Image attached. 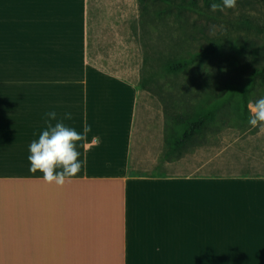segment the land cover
<instances>
[{
  "label": "crops",
  "instance_id": "obj_1",
  "mask_svg": "<svg viewBox=\"0 0 264 264\" xmlns=\"http://www.w3.org/2000/svg\"><path fill=\"white\" fill-rule=\"evenodd\" d=\"M148 26L139 0H0V264H264V131L162 159ZM53 110L92 129L62 187L27 159Z\"/></svg>",
  "mask_w": 264,
  "mask_h": 264
},
{
  "label": "rangeland",
  "instance_id": "obj_2",
  "mask_svg": "<svg viewBox=\"0 0 264 264\" xmlns=\"http://www.w3.org/2000/svg\"><path fill=\"white\" fill-rule=\"evenodd\" d=\"M149 21L145 39L147 87L161 96L170 115L191 113L206 105L209 86L226 85L231 79L246 83L252 67L264 58V0H237L234 9L224 12L203 6L179 9L175 3L154 1ZM3 43L0 41V53ZM207 48H213L214 53L201 61ZM183 59L193 62L175 72L167 70L169 64ZM248 96L253 102L264 97V85H255ZM233 102L218 110L209 131L216 134L244 128Z\"/></svg>",
  "mask_w": 264,
  "mask_h": 264
},
{
  "label": "trees",
  "instance_id": "obj_3",
  "mask_svg": "<svg viewBox=\"0 0 264 264\" xmlns=\"http://www.w3.org/2000/svg\"><path fill=\"white\" fill-rule=\"evenodd\" d=\"M154 1H160L167 5L175 3L179 9L190 7L193 9L205 7L210 10V4L212 0H139L141 21L143 16V23H149V9L150 3ZM221 50V46H219ZM214 53L213 48H207L203 51L200 58L201 61H207ZM193 59H183L177 62H173L167 66L169 72H175L186 68ZM226 85H220L219 87L209 86L208 93L209 99L206 105L193 111L180 112L174 115H170L167 110L163 99L165 109V136L164 147L161 153V158L167 161L177 160L184 152L188 151L197 144H203L206 136L209 134H215L209 131V126L214 120L215 114L224 107V104L232 102L234 111L239 114L242 124L247 125L250 117L247 105L249 101L248 93L255 88V85L262 87L264 85V58L259 65L252 67L251 77L244 84H239L237 80L231 79L227 81ZM258 83V84H256ZM143 87H147L146 77L143 78ZM149 89V88H148ZM153 91V90H152ZM236 95L234 99L232 96ZM223 109V108H222Z\"/></svg>",
  "mask_w": 264,
  "mask_h": 264
},
{
  "label": "clouds",
  "instance_id": "obj_4",
  "mask_svg": "<svg viewBox=\"0 0 264 264\" xmlns=\"http://www.w3.org/2000/svg\"><path fill=\"white\" fill-rule=\"evenodd\" d=\"M236 4L237 0H219L210 4V10L224 12L234 9ZM247 108L250 113L249 125L264 131V97L255 102L249 101ZM72 118L70 112L64 113L62 118L54 110L44 113L45 128L29 146V171L33 174L42 172L43 180L48 184L62 187L86 166V160H80L78 148L88 147V134L92 129L87 123L82 131L67 125L65 121Z\"/></svg>",
  "mask_w": 264,
  "mask_h": 264
}]
</instances>
